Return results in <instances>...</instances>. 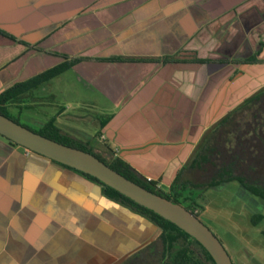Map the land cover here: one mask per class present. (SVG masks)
I'll return each instance as SVG.
<instances>
[{"label": "crops", "instance_id": "crops-1", "mask_svg": "<svg viewBox=\"0 0 264 264\" xmlns=\"http://www.w3.org/2000/svg\"><path fill=\"white\" fill-rule=\"evenodd\" d=\"M262 60L264 0H0V94L72 63L13 113L31 111L39 128L54 118L165 191L264 88ZM159 234L95 182L0 136V264H118Z\"/></svg>", "mask_w": 264, "mask_h": 264}, {"label": "trees", "instance_id": "trees-1", "mask_svg": "<svg viewBox=\"0 0 264 264\" xmlns=\"http://www.w3.org/2000/svg\"><path fill=\"white\" fill-rule=\"evenodd\" d=\"M258 55L247 59L246 63L260 62L257 58ZM71 64L70 62L64 63L27 82L15 84L2 92L0 94V114L21 124L19 120L13 117L15 116L13 102L32 89L40 87L46 81L57 77L69 69ZM17 117L20 119L19 116ZM32 131L63 145L92 153L111 169L155 195L181 205L180 200L185 201L187 206L184 207L199 218L200 215L196 213V210L200 205L192 198V195L195 193L202 195L210 189L231 182H238L245 190L260 198L264 204V88L246 99L238 108L230 112L206 133L195 154L179 173L169 191L158 188L155 183L147 182L124 161L118 158H105L94 153L87 143L62 131L54 118L50 119L38 131ZM5 139L19 146L13 141ZM65 167L101 186L106 198L145 218L159 230L157 242H152L146 250L141 252V256L146 251L157 254V256L160 253L162 264H216L212 256L196 239L172 222L137 204L97 178L74 168ZM200 194L199 196H201ZM263 220V214H256L252 217L251 222L256 227ZM158 245H161L159 251Z\"/></svg>", "mask_w": 264, "mask_h": 264}, {"label": "water", "instance_id": "water-1", "mask_svg": "<svg viewBox=\"0 0 264 264\" xmlns=\"http://www.w3.org/2000/svg\"><path fill=\"white\" fill-rule=\"evenodd\" d=\"M0 136L52 161L93 176L137 204L172 222L196 239L216 264H234L219 238L183 205L153 194L111 169L92 153L46 138L0 114Z\"/></svg>", "mask_w": 264, "mask_h": 264}, {"label": "rangeland", "instance_id": "rangeland-1", "mask_svg": "<svg viewBox=\"0 0 264 264\" xmlns=\"http://www.w3.org/2000/svg\"><path fill=\"white\" fill-rule=\"evenodd\" d=\"M29 112L26 110L20 119L17 113L13 117L38 131L39 127L29 122ZM195 200L200 205L197 209L201 221L219 238L234 264H264V220L256 227L251 222L253 215H264V204L260 198L245 190L238 182H231L210 189L195 197ZM180 201L183 206H187L185 201ZM154 241L157 242V238ZM147 248L145 246L118 264H162L160 253L157 256L146 251L140 255ZM159 249L161 245H158Z\"/></svg>", "mask_w": 264, "mask_h": 264}, {"label": "built area", "instance_id": "built-area-1", "mask_svg": "<svg viewBox=\"0 0 264 264\" xmlns=\"http://www.w3.org/2000/svg\"><path fill=\"white\" fill-rule=\"evenodd\" d=\"M103 139H104V137H103ZM24 151H25L27 156H31L32 154H35L29 149H25L24 148ZM146 181L149 182V183H154V180L152 178H146ZM158 188H160V187L158 186ZM196 213L199 214L198 210H196Z\"/></svg>", "mask_w": 264, "mask_h": 264}, {"label": "flooded vegetation", "instance_id": "flooded-vegetation-1", "mask_svg": "<svg viewBox=\"0 0 264 264\" xmlns=\"http://www.w3.org/2000/svg\"><path fill=\"white\" fill-rule=\"evenodd\" d=\"M248 59H249V58H248ZM213 189H214V188H213ZM255 215H256V214H255ZM253 216H254V215H253ZM253 216H252V217H253ZM251 219H252V218H251ZM149 245H150V244H149ZM149 245H147V246H149ZM133 255H135V254H133ZM133 255H131V256H133ZM232 261H233V260H232ZM233 263H234V262H233Z\"/></svg>", "mask_w": 264, "mask_h": 264}]
</instances>
